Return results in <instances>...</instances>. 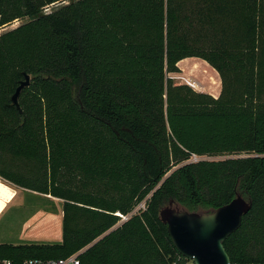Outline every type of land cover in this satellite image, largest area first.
I'll return each mask as SVG.
<instances>
[{
  "label": "trees",
  "instance_id": "trees-1",
  "mask_svg": "<svg viewBox=\"0 0 264 264\" xmlns=\"http://www.w3.org/2000/svg\"><path fill=\"white\" fill-rule=\"evenodd\" d=\"M18 21L0 33V178L63 202L62 241L0 244V262L186 264L161 209L240 195L226 252L264 263V0H0V30ZM189 58L218 98L168 77Z\"/></svg>",
  "mask_w": 264,
  "mask_h": 264
},
{
  "label": "rangeland",
  "instance_id": "rangeland-1",
  "mask_svg": "<svg viewBox=\"0 0 264 264\" xmlns=\"http://www.w3.org/2000/svg\"><path fill=\"white\" fill-rule=\"evenodd\" d=\"M50 10L51 8L47 9ZM21 23V21L15 22L12 26L0 30V33L15 28ZM178 67L179 72L168 74L175 85H188L197 92L207 93L215 98L220 96L221 78L207 62L198 58H189L180 62ZM210 69L214 72L213 75ZM231 157L215 155L202 156V159L223 160ZM0 183L9 186L8 188L16 194L15 199L8 204L6 211L4 210L5 212L0 216V244H44L56 243L62 239V235L59 234V231H62V201L16 188L1 178Z\"/></svg>",
  "mask_w": 264,
  "mask_h": 264
},
{
  "label": "water",
  "instance_id": "water-1",
  "mask_svg": "<svg viewBox=\"0 0 264 264\" xmlns=\"http://www.w3.org/2000/svg\"><path fill=\"white\" fill-rule=\"evenodd\" d=\"M30 85V77L17 89L13 102ZM252 202L238 195L229 204L210 212H190L174 201L160 211L161 221L178 253L193 264H232L224 243L242 226Z\"/></svg>",
  "mask_w": 264,
  "mask_h": 264
},
{
  "label": "built area",
  "instance_id": "built-area-1",
  "mask_svg": "<svg viewBox=\"0 0 264 264\" xmlns=\"http://www.w3.org/2000/svg\"><path fill=\"white\" fill-rule=\"evenodd\" d=\"M202 157L193 155L191 160L189 162H199L202 161ZM147 207V201H143L142 203H140L135 210L133 211L132 214H137L141 211L146 210ZM121 217V221L120 222H125L128 220V216H122ZM85 250H81L69 257L66 258H61V259H51V260H42V259H29V260H25L22 264H81V260L80 257L83 254ZM0 264H14L13 261L9 260V259H4L0 262ZM186 264H193V262H187ZM243 264H264V263H243Z\"/></svg>",
  "mask_w": 264,
  "mask_h": 264
},
{
  "label": "bare ground",
  "instance_id": "bare-ground-1",
  "mask_svg": "<svg viewBox=\"0 0 264 264\" xmlns=\"http://www.w3.org/2000/svg\"><path fill=\"white\" fill-rule=\"evenodd\" d=\"M8 187L0 183V215L16 197V194Z\"/></svg>",
  "mask_w": 264,
  "mask_h": 264
},
{
  "label": "crops",
  "instance_id": "crops-1",
  "mask_svg": "<svg viewBox=\"0 0 264 264\" xmlns=\"http://www.w3.org/2000/svg\"><path fill=\"white\" fill-rule=\"evenodd\" d=\"M203 66H204V68H206L205 65H203ZM210 72L212 73V75L214 74V72L211 71V69H210ZM7 207H8V206H7ZM6 209H7V208H6ZM5 211H6V210H5ZM5 211H4V212H5ZM4 212H3V213H4ZM3 213H2V214H3ZM2 214H1V215H2ZM1 215H0V216H1ZM59 226L61 227V224H59ZM59 234H60V236H61V235H62V231H59ZM61 241H62V239H61V240H58L56 243H60ZM54 242H55V241H54Z\"/></svg>",
  "mask_w": 264,
  "mask_h": 264
}]
</instances>
